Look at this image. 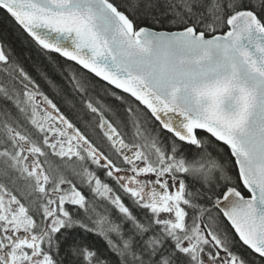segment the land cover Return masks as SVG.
<instances>
[{"label":"snow or ice","instance_id":"1","mask_svg":"<svg viewBox=\"0 0 264 264\" xmlns=\"http://www.w3.org/2000/svg\"><path fill=\"white\" fill-rule=\"evenodd\" d=\"M0 15V264H264V0Z\"/></svg>","mask_w":264,"mask_h":264},{"label":"trees","instance_id":"2","mask_svg":"<svg viewBox=\"0 0 264 264\" xmlns=\"http://www.w3.org/2000/svg\"><path fill=\"white\" fill-rule=\"evenodd\" d=\"M18 29H19V26L15 24L14 20H12L10 17L0 15V40H4L7 43H10L13 46V48L16 49L17 53H20L22 50L27 51L26 47L22 49L21 40H20V37L26 36V34H23L22 30H19L18 32ZM32 55H33V58L35 59L34 51ZM40 59L43 64L47 65V61L43 57H41ZM57 59H62V58L57 57ZM46 70L49 72V75L54 80H56L58 83H63L59 74L50 65L46 68ZM33 75H36V73L33 72ZM37 78L39 79V77ZM40 84L44 88V90L49 93V95H54L43 80H40ZM55 99L57 100L59 104H61V107H64L63 101L59 97H55Z\"/></svg>","mask_w":264,"mask_h":264}]
</instances>
